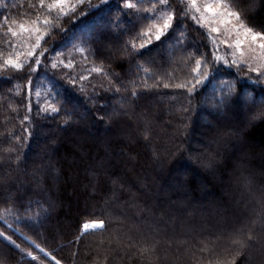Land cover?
I'll list each match as a JSON object with an SVG mask.
<instances>
[{
    "label": "trees",
    "instance_id": "1",
    "mask_svg": "<svg viewBox=\"0 0 264 264\" xmlns=\"http://www.w3.org/2000/svg\"><path fill=\"white\" fill-rule=\"evenodd\" d=\"M53 2L0 0V264H264V76L180 0ZM227 2L264 34V0Z\"/></svg>",
    "mask_w": 264,
    "mask_h": 264
},
{
    "label": "snow or ice",
    "instance_id": "2",
    "mask_svg": "<svg viewBox=\"0 0 264 264\" xmlns=\"http://www.w3.org/2000/svg\"><path fill=\"white\" fill-rule=\"evenodd\" d=\"M85 0H75V3H69V0H54L52 4L47 5L49 10L52 9H58V16H64L68 15L70 12H75L76 8L83 4ZM238 0H232V3H237ZM41 6H44V0H40ZM101 3H107V0H101ZM180 3L186 4V9L183 12L184 16H187L190 11L194 10L197 13H200V16L197 17L193 15L191 18L193 20H196L198 24H200L202 27L207 26L208 23V17L205 15L206 13H210L212 17L215 18H222L220 20L221 23L226 24H232V21L235 20L236 23L233 25V28L237 31L240 29H243L245 32V35H251V40L253 42H256L258 39L264 41V34L261 33H253L252 29L247 28L246 25L243 24V22L240 19V14L234 11H231L230 4L227 2V0H213L212 3H207L203 6V9L197 5V0H180ZM157 4L164 5L168 9L171 8V5L169 4V0H156V3L153 4V7L151 9H148L147 11L156 13L157 12ZM124 7L128 9H136L137 5L136 3L131 2V0H125ZM138 10V9H137ZM177 18V13L170 11V10H164L161 9L160 14L156 17V19L162 20L161 24H153L150 25L148 30L144 33L145 36H154L156 40H159L162 35H164L170 28L173 27V21ZM39 20V18H37ZM13 23H16L13 21ZM40 23H43L44 25H49L52 23L50 19L45 18L43 21H40ZM33 24L36 25L37 21H33ZM21 29H24V25H20ZM27 31V29H24ZM8 31L11 33L13 37L17 36V33L12 30L11 27H9ZM34 33H40V28L37 26L33 28L32 30ZM211 32H219L220 29L218 27H212L210 29ZM47 35V32L41 33L40 35L36 36V42L32 46L31 50L27 52V57L30 58L34 55L36 48L40 46V41L44 38V36ZM147 43H151V38L147 41ZM146 44H141L140 47H145ZM135 47V45H133ZM259 47L264 49V43H260ZM80 51H83V49H79ZM40 55H43V52L40 53ZM20 54H17V59L12 60L11 58L6 59L4 61L3 67H12L16 70L23 69L24 65L28 63V59L20 60ZM39 57L36 58L35 64H40ZM60 63H63L62 61ZM197 66L201 64V61H196ZM58 64L56 62L52 63V67L56 68ZM70 66V65H66ZM34 70V69H33ZM256 70V69H253ZM94 71H100V69H94ZM202 81L197 80V83H201ZM167 86V85H166ZM185 85H179V87H184ZM193 88H189L188 91L191 92ZM37 96L40 95L39 92L36 93ZM52 111L56 112L58 109L53 105H48V107L45 109V111ZM25 119H28L25 117ZM85 230H88L89 228L95 229L103 227V222L99 223H92V224H85L84 226ZM2 235V233H0ZM251 239V237H250ZM54 259V258H53ZM56 264H59V261L56 262Z\"/></svg>",
    "mask_w": 264,
    "mask_h": 264
},
{
    "label": "rangeland",
    "instance_id": "3",
    "mask_svg": "<svg viewBox=\"0 0 264 264\" xmlns=\"http://www.w3.org/2000/svg\"><path fill=\"white\" fill-rule=\"evenodd\" d=\"M212 2L213 0H197V5L203 9L205 4ZM231 11L234 10L231 8ZM190 13L191 16H200V13L194 10L190 11ZM205 15L208 17V23L207 26L204 27L215 46V57L223 62L234 61L239 64H244L248 66L249 69H256L253 70L255 73H261L264 76V49L259 47V44L264 43V41L258 39L256 42H253L251 40V35L246 36L243 29L239 31L235 30L233 28V25L236 23L235 20L232 21V24H226L220 22L222 18L214 19L210 13H206ZM161 23L162 21L160 24ZM243 24L246 25L245 23ZM212 27H218L220 31L211 32L210 29ZM247 28L250 27L247 26ZM252 31L253 33H258L254 30ZM248 101L249 100L246 99L244 103L246 104ZM92 223L99 222H89L85 224Z\"/></svg>",
    "mask_w": 264,
    "mask_h": 264
}]
</instances>
